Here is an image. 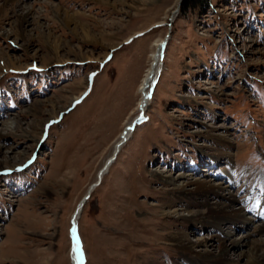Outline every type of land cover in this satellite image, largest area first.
I'll return each instance as SVG.
<instances>
[{
	"label": "rangeland",
	"instance_id": "obj_1",
	"mask_svg": "<svg viewBox=\"0 0 264 264\" xmlns=\"http://www.w3.org/2000/svg\"><path fill=\"white\" fill-rule=\"evenodd\" d=\"M186 1L5 6L0 264H192L174 240L182 231L193 243L205 238L208 257L231 245L226 233L250 234L226 254L234 263L264 238L254 232L264 218L252 207L264 197V0ZM29 11L19 26L17 14ZM164 40V70L145 119L90 192L139 112V87ZM155 170L225 183L252 223H229L222 232L179 218L221 200L195 188L186 196ZM87 195L73 241L72 219Z\"/></svg>",
	"mask_w": 264,
	"mask_h": 264
},
{
	"label": "bare ground",
	"instance_id": "obj_2",
	"mask_svg": "<svg viewBox=\"0 0 264 264\" xmlns=\"http://www.w3.org/2000/svg\"><path fill=\"white\" fill-rule=\"evenodd\" d=\"M5 4H3V7L1 6L0 8V14L3 12L5 9V6L9 3H15L16 7H20L21 0H3ZM29 12H23L18 15L19 19V26H22L24 22H28V18L30 15ZM21 29V28H20ZM168 40L160 41L156 44L157 49L156 51L152 54V61L151 65L147 70V73L139 87L140 93H141V99L139 101V112L138 114L132 118V120L128 121L121 132L118 140L115 142L114 150L112 155L106 160L104 166L101 168L99 172V177L95 183H98L104 175H106L110 169V167L116 162L115 160L117 159L120 151L123 149V146L127 144L130 139L133 136V133L137 127V124L145 119V114L146 111L150 105L151 102V91L153 90L157 80L159 79L160 75L162 74L164 70V51L167 46ZM141 117L142 119L136 124L135 126V121L137 118ZM48 121V120H47ZM12 124L14 125L15 129L21 130L23 129L22 127V122L19 121V119H15ZM24 132V131H23ZM25 135L27 133H24ZM1 135V134H0ZM29 137V133L27 134ZM33 139V137H31ZM36 140V137H34V141ZM38 141V140H36ZM2 147H0V154L2 151ZM24 154V152H19V154ZM5 158L8 160L12 158V156L6 155ZM14 158V157H13ZM217 159H215L216 161ZM2 157L0 155V165L2 162ZM156 174L163 179V181L171 186V188L174 190H179L186 196L192 195V190L195 188L197 191H193V193L197 192L202 198L206 197L208 194L209 195H216L221 201L220 202H215L210 205L208 203V206L210 207L209 212L203 213L202 215H197L195 216L194 213L185 215L179 213L177 216L179 218L184 219L185 216L186 218L188 216H192L193 220L197 223H200L201 226L204 227H216L220 229V231H225L224 226L231 223L233 225H236L237 227H246L247 223H252L249 218L245 216L244 209L242 208L244 204L239 206V203L237 202L236 196L231 192L228 191V186L225 183H213L212 181L208 179H195L190 177L192 174L191 173H186V174H178L177 176H172L171 174L164 173L162 170H155ZM163 173V174H162ZM226 178L230 180V182H234V179L232 177V172L228 173V170L226 171ZM102 181V180H101ZM164 183V184H165ZM264 184V183H263ZM98 185V184H97ZM96 186H91L90 187V192L95 189ZM83 202V201H82ZM85 204V203H84ZM83 204V205H84ZM81 205V204H80ZM78 206L75 214H74V229L76 231L78 221L80 219L81 212L83 210V205ZM245 206V205H244ZM247 205L249 209L252 207H259L260 209V216L263 218L264 217V197H258L256 198L254 205ZM247 209V210H249ZM177 210L170 211L169 213H175ZM203 212V211H202ZM253 220V219H252ZM72 223V224H74ZM241 224V226H239ZM254 232H259L264 236V223L259 227ZM249 235H242L239 238H230V233H226V239L230 241L231 245H223L222 251L220 254H212L209 257L206 255V253H203V249H206V245H204L201 240L204 239H199V242L193 243L190 240L187 241L188 236L185 234L183 231L181 234H177V236L174 237V240L176 241L177 245L181 247L185 253L192 254V264H264V238L260 239L259 241L254 242V244L250 247V252L249 254H245V252L239 253V259H235L236 261L229 262L228 258L226 257V254L229 253L231 250L234 248L243 246L245 244L244 239L249 238ZM77 236V235H76ZM206 241V240H205ZM197 247V248H196ZM189 250V251H186ZM248 257L246 263H244V259ZM202 258V259H201ZM244 258V259H243ZM77 263V262H76ZM75 263V264H76ZM153 263V262H152ZM191 263V262H190Z\"/></svg>",
	"mask_w": 264,
	"mask_h": 264
},
{
	"label": "water",
	"instance_id": "obj_3",
	"mask_svg": "<svg viewBox=\"0 0 264 264\" xmlns=\"http://www.w3.org/2000/svg\"><path fill=\"white\" fill-rule=\"evenodd\" d=\"M180 4H181V2H180ZM179 7H180V5H179ZM140 118L141 117H139V118H137V120L135 121V124L140 120ZM100 182H98V183H95L94 184V186H96L97 184H99ZM87 198H88V196H86L84 199H83V202H81V205L80 206H82L84 203H85V201L87 200ZM75 217V216H74ZM74 217H73V219H72V222L74 223ZM74 225H75V223L73 224V228H72V232H73V235L75 234V229H74ZM75 238L73 237V240H74ZM77 264V263H76Z\"/></svg>",
	"mask_w": 264,
	"mask_h": 264
},
{
	"label": "trees",
	"instance_id": "obj_4",
	"mask_svg": "<svg viewBox=\"0 0 264 264\" xmlns=\"http://www.w3.org/2000/svg\"><path fill=\"white\" fill-rule=\"evenodd\" d=\"M188 1L193 4L195 6V4L197 5L198 3L201 4L204 1H208V0H187L186 2L188 3ZM185 2V3H186Z\"/></svg>",
	"mask_w": 264,
	"mask_h": 264
}]
</instances>
